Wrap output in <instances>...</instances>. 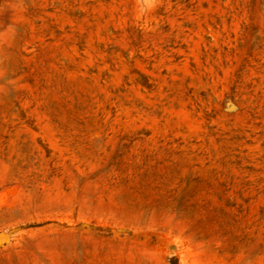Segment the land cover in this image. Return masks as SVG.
Wrapping results in <instances>:
<instances>
[{
    "label": "rangeland",
    "instance_id": "1",
    "mask_svg": "<svg viewBox=\"0 0 264 264\" xmlns=\"http://www.w3.org/2000/svg\"><path fill=\"white\" fill-rule=\"evenodd\" d=\"M0 264H264V0H0Z\"/></svg>",
    "mask_w": 264,
    "mask_h": 264
}]
</instances>
